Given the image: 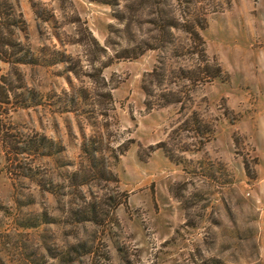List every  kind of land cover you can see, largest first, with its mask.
Masks as SVG:
<instances>
[{
    "label": "rangeland",
    "instance_id": "obj_1",
    "mask_svg": "<svg viewBox=\"0 0 264 264\" xmlns=\"http://www.w3.org/2000/svg\"><path fill=\"white\" fill-rule=\"evenodd\" d=\"M12 1L28 24L34 61L21 69L38 97L9 121L45 137L46 155L8 162L0 139V264H264V0H192L222 68L194 87L146 77L167 58L158 50L99 71L133 37L156 34L143 0ZM172 57L177 74L189 64ZM144 80L156 95L181 89L185 109L148 110ZM107 88L114 104L100 97ZM195 112L213 130L203 138L186 123Z\"/></svg>",
    "mask_w": 264,
    "mask_h": 264
},
{
    "label": "trees",
    "instance_id": "obj_2",
    "mask_svg": "<svg viewBox=\"0 0 264 264\" xmlns=\"http://www.w3.org/2000/svg\"><path fill=\"white\" fill-rule=\"evenodd\" d=\"M143 2L144 6L151 10L152 16L148 22L154 27L156 34L150 39L140 41H135L133 37L134 44L121 52H116L110 60L101 65L99 71L112 63L114 58H136L145 51L152 49L160 51L164 58L167 57L166 59L162 57L159 61L160 65H156L150 72L146 73V77L150 78V81L153 79L156 84L163 83L167 76L165 72L174 75L173 83L175 85L178 80L179 82L184 81V85L192 87L209 83L221 77L222 68L220 64L206 52L205 41L200 33V30L204 28V20L201 19L192 0H184V2L179 0L178 7L169 5L167 0H143ZM106 3L112 5V3ZM17 6L18 4L12 0H0V139L8 162L11 160L19 161L23 155H46L43 152L46 147L45 137L25 136L20 130L12 127L9 121L11 112L28 107L30 102L36 103L38 97L36 91L27 84L25 73L21 69V65L31 64L34 59L29 44L28 24ZM114 16L121 22L126 19L122 12H115ZM83 24L85 23L83 22ZM131 24L132 22L127 23V30H130ZM85 31L91 38V44L99 50L97 57L101 53L106 55V49L99 44L87 28ZM176 32L182 33L185 40H182L183 38ZM171 56H173L172 58L188 60V66L181 68L177 74L171 70L168 63ZM102 80L104 81V79ZM143 83L142 88L146 94L145 105L148 110L153 109L154 106L164 107L177 103L182 104L180 107L182 111L185 109L181 89L168 88L165 92L156 95L152 86L146 85L145 80ZM155 83L153 84L155 85ZM104 86L108 87L105 81ZM100 97H103L108 104H114L110 88H107ZM151 97H160V101L155 103L150 99ZM100 104L104 106V103L100 102ZM194 115V121L186 120V123L195 136L203 138L213 131L209 128L210 126L208 127L205 122L198 118L199 115L196 112ZM199 143L203 147L207 143V139L199 140ZM156 148H161L170 160H175L172 151L167 148L165 142L158 143ZM151 149L154 147L151 146ZM124 150L125 146L120 148L121 152ZM95 151L100 152L101 149ZM112 151L116 152L114 149ZM114 157L117 158V155ZM99 164L101 165V163Z\"/></svg>",
    "mask_w": 264,
    "mask_h": 264
}]
</instances>
